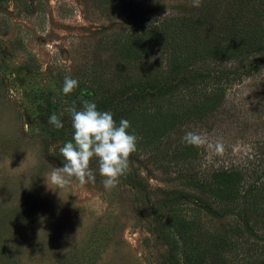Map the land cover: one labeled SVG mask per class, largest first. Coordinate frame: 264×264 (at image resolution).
Listing matches in <instances>:
<instances>
[{"label": "rangeland", "instance_id": "obj_1", "mask_svg": "<svg viewBox=\"0 0 264 264\" xmlns=\"http://www.w3.org/2000/svg\"><path fill=\"white\" fill-rule=\"evenodd\" d=\"M191 3L0 0V264H182L173 229H186L182 220L192 218L199 221L203 241L219 226L241 225L240 235L232 236L236 250L222 254V264H241L245 249L264 246V230L255 237L242 226V203L224 208L191 186L208 182L214 169L231 168L243 174L238 186L243 189L264 172V64L258 61L256 69L250 59L224 64L251 71L237 79L236 70L209 113L175 125L159 147L132 153L116 187L105 189L95 157L94 183L80 185L73 178L67 189H57L48 181L53 167H63L58 150L49 154L52 144L46 146L40 133L53 127L49 116L69 130L67 109L75 102L81 110L82 101L95 94L92 75L113 89L117 72L140 74L164 64L166 55L158 50L136 64L125 62L115 56L114 43L129 38L143 21L190 14L197 10ZM66 76L78 80L68 95L62 93ZM187 131L222 141L223 155L209 159L205 148H196L189 162L175 156L172 148L181 146ZM200 200L207 208L198 210ZM195 236L191 233V241L205 243ZM253 249L248 264H260ZM219 262L212 257L207 264Z\"/></svg>", "mask_w": 264, "mask_h": 264}, {"label": "trees", "instance_id": "obj_2", "mask_svg": "<svg viewBox=\"0 0 264 264\" xmlns=\"http://www.w3.org/2000/svg\"><path fill=\"white\" fill-rule=\"evenodd\" d=\"M213 1L202 0L201 6L190 14L169 15L150 23L143 21L129 38L114 43L115 56L125 62L136 64L158 50L166 55L164 64L140 74L138 71L117 72L113 89L103 83L102 78L92 75L91 81L96 89L90 101L96 104L98 111H110L117 125L121 119L130 122L127 131L138 138L136 152L159 147L160 140L166 138L175 125L209 113L223 98V83L232 80L235 74L238 79L251 71L246 65L240 69H228L222 67L224 64H238L249 59L255 69L256 61L264 64V0ZM236 70L238 72L233 74ZM40 133L47 142L46 146L52 144L53 149L59 150L71 140L73 129L43 127ZM172 150L177 157L189 158L188 162L197 152L196 147L184 143ZM164 156L165 153L159 154L158 159ZM242 179L243 174L235 169L219 168L212 170L206 183L191 179V186L224 208L235 201L242 203L241 224L248 234L256 237L260 230H264V172L243 189L238 188ZM196 207L199 210L207 205L200 200ZM244 214L250 215V223ZM182 222L186 229L179 230L175 225L173 229L179 242L175 241L174 245L177 250L179 248L178 259L182 264H207L212 257H218L219 264H222L220 256L236 250L232 246V236L240 235L241 225L219 226L208 232L203 241L197 219ZM193 232L197 243H205L199 246L191 241ZM254 248L250 246L243 251L241 264L249 263L254 253H249L252 249L261 256L259 263L263 264L264 246Z\"/></svg>", "mask_w": 264, "mask_h": 264}, {"label": "clouds", "instance_id": "obj_3", "mask_svg": "<svg viewBox=\"0 0 264 264\" xmlns=\"http://www.w3.org/2000/svg\"><path fill=\"white\" fill-rule=\"evenodd\" d=\"M202 0H192L191 6L198 8ZM78 87V80L66 76L62 85V93L68 95ZM86 91V90H85ZM84 91L81 92L83 96ZM91 95V93H88ZM71 113L72 138L59 147L58 153L63 158V167H53L48 181L57 189H67L73 178L80 185L95 182V175L90 169L91 160L95 157L99 174L103 177L105 189L116 187L119 178L129 168V157L136 151L137 137L127 131L130 122L121 119L117 125L110 111H98L90 100L82 101V109L77 110L75 102L67 109ZM48 123L55 129L64 127L63 121L56 115L48 118ZM187 146L205 148L212 156L224 153V144L220 140H212L207 133L187 131L181 138ZM49 154L55 155V149H49Z\"/></svg>", "mask_w": 264, "mask_h": 264}]
</instances>
